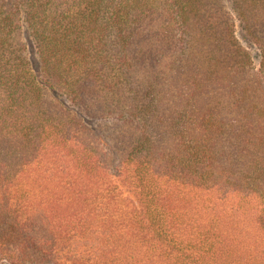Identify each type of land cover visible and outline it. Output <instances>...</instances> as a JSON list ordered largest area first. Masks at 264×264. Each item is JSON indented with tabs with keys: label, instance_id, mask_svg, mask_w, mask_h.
Returning a JSON list of instances; mask_svg holds the SVG:
<instances>
[{
	"label": "trees",
	"instance_id": "obj_1",
	"mask_svg": "<svg viewBox=\"0 0 264 264\" xmlns=\"http://www.w3.org/2000/svg\"><path fill=\"white\" fill-rule=\"evenodd\" d=\"M0 264H264V0H0Z\"/></svg>",
	"mask_w": 264,
	"mask_h": 264
},
{
	"label": "rangeland",
	"instance_id": "obj_2",
	"mask_svg": "<svg viewBox=\"0 0 264 264\" xmlns=\"http://www.w3.org/2000/svg\"><path fill=\"white\" fill-rule=\"evenodd\" d=\"M124 129H125L124 132L127 133V134L125 135V138L127 139L128 137H130V135H131V131L129 132L127 128H124ZM108 131H110V130H108Z\"/></svg>",
	"mask_w": 264,
	"mask_h": 264
}]
</instances>
